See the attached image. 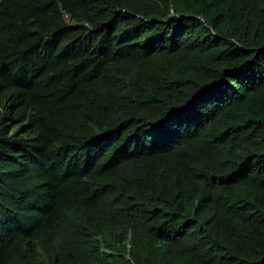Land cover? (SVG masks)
<instances>
[{
	"label": "trees",
	"instance_id": "obj_1",
	"mask_svg": "<svg viewBox=\"0 0 264 264\" xmlns=\"http://www.w3.org/2000/svg\"><path fill=\"white\" fill-rule=\"evenodd\" d=\"M0 264H264V0H0Z\"/></svg>",
	"mask_w": 264,
	"mask_h": 264
},
{
	"label": "rangeland",
	"instance_id": "obj_2",
	"mask_svg": "<svg viewBox=\"0 0 264 264\" xmlns=\"http://www.w3.org/2000/svg\"><path fill=\"white\" fill-rule=\"evenodd\" d=\"M69 21H70V19H69ZM71 22V21H70Z\"/></svg>",
	"mask_w": 264,
	"mask_h": 264
}]
</instances>
